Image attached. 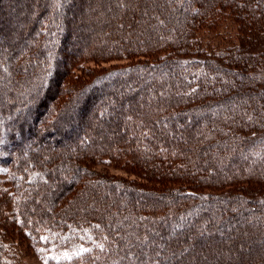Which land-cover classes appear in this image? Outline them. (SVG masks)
I'll return each mask as SVG.
<instances>
[{"label": "trees", "instance_id": "16d2710c", "mask_svg": "<svg viewBox=\"0 0 264 264\" xmlns=\"http://www.w3.org/2000/svg\"><path fill=\"white\" fill-rule=\"evenodd\" d=\"M87 1L0 0V264H264V0Z\"/></svg>", "mask_w": 264, "mask_h": 264}, {"label": "rangeland", "instance_id": "374dc122", "mask_svg": "<svg viewBox=\"0 0 264 264\" xmlns=\"http://www.w3.org/2000/svg\"><path fill=\"white\" fill-rule=\"evenodd\" d=\"M96 4H98V0H88L84 5H83V8L81 9L82 10V13H81V15H82V17L81 18H86L87 17V15H86V11L88 10V9H90V8H92L93 6H95ZM3 6V10H7L6 9V6L5 5H2ZM104 10H113L114 9V5L112 4V3H104ZM16 7H17V5H16ZM87 19H85L84 21H86ZM100 30H106V27H98L96 30H94V33L95 34H97V31H100ZM94 33H92V34H90V36L89 37H92V35H94ZM87 38L86 40H87V43H86V47H89L90 46V42H93V41H91L92 39L94 40V38H92L91 40H90V38ZM72 53H73V51H72ZM72 56H74V53L72 54ZM71 56V57H72ZM70 57V58H71ZM123 64H126V62H124V61H111V62H106V63H103V64H101L100 66H102V67H105V68H109L110 66H114V65H123ZM93 66V65H92ZM9 90V89H8ZM9 92H11V91H8V93ZM24 91H21V93H23ZM4 97V96H3ZM92 125V124H91ZM89 126H90V123H89ZM88 128V127H87ZM87 128H85V129H87ZM121 128V127H120ZM124 129H126V128H124ZM127 134H128V130H127V132H126ZM125 133V134H126ZM21 134H22V136H23V139H22V141H23V146H29L30 144L29 143H31V142H33L34 140H33V138L31 137V136H26V137H24V131L23 132H21ZM59 134H63V132H61V133H59ZM72 135V134H71ZM107 134H105L104 135V137L106 138V139H108L109 138V140L111 139L109 136H106ZM29 144V145H28ZM29 151V150H28ZM94 169L96 170V172H99V173H101V172H106V173H108V175L109 176H113V177H118V178H124V179H129V180H136L137 182H142V184H145L146 182H144V181H142L141 179H139V178H137L136 176H133V175H130L127 171H124L123 169H120V168H116V167H110V166H105V165H98V166H95L94 167ZM144 182V183H143ZM201 244H202V242H200ZM209 243V242H208ZM203 246H206V248L207 249H209L208 248V246L207 245H203ZM241 247H244V246H242L241 245ZM245 249V248H244ZM28 250H30V249H28ZM214 249H212V250H210L209 249V252H214L213 251ZM202 251L205 253V254H207V252H206V249H205V247L202 249ZM10 252L11 253H14V257H12L13 256V254H11V259L9 260V263L10 264H41L38 260H37V258H35L34 256H33V254L29 251V253L26 251V248H25V246H23V245H16V246H14V247H12L11 248V250H10ZM183 253V252H182ZM182 255V254H181ZM215 255V254H214ZM13 259V260H12ZM183 261H181V263H182Z\"/></svg>", "mask_w": 264, "mask_h": 264}]
</instances>
